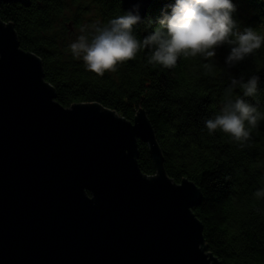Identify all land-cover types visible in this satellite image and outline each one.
<instances>
[{
    "label": "water",
    "instance_id": "obj_1",
    "mask_svg": "<svg viewBox=\"0 0 264 264\" xmlns=\"http://www.w3.org/2000/svg\"><path fill=\"white\" fill-rule=\"evenodd\" d=\"M136 2L120 0L124 12ZM162 160L143 110L130 123L98 103H57L41 59L0 20V264H222L192 212L200 189L175 184Z\"/></svg>",
    "mask_w": 264,
    "mask_h": 264
},
{
    "label": "trees",
    "instance_id": "obj_2",
    "mask_svg": "<svg viewBox=\"0 0 264 264\" xmlns=\"http://www.w3.org/2000/svg\"><path fill=\"white\" fill-rule=\"evenodd\" d=\"M95 1L104 24L124 14L120 0ZM233 2L240 29L252 27L264 35V0ZM171 3L174 0H153L143 22L134 27L138 40L155 30L161 10ZM64 9L65 0H30L28 7L0 4V20L13 25L22 50L41 59L44 80L62 107L98 103L130 123L143 110L168 178L175 184L187 179L200 189L201 204L192 212L202 223L208 251L222 264H264V201L253 197L264 187V121L243 146L220 132L209 136L204 129V120L219 111L232 77H259L257 96L247 99L264 111V46L231 69L224 64L227 46L218 48L210 61L181 58L171 69L149 65L151 53L145 48L100 77L78 66L62 45L69 31L59 23ZM82 12L78 10L72 28L81 27ZM209 62L215 65L211 72L202 66ZM235 95L242 93L237 89ZM137 151L140 173L155 176L156 164L147 145L139 141Z\"/></svg>",
    "mask_w": 264,
    "mask_h": 264
},
{
    "label": "clouds",
    "instance_id": "obj_3",
    "mask_svg": "<svg viewBox=\"0 0 264 264\" xmlns=\"http://www.w3.org/2000/svg\"><path fill=\"white\" fill-rule=\"evenodd\" d=\"M141 0L106 24L94 23L80 29V35L68 45L72 57L82 61L86 71L102 77L115 72L118 66L149 49V65L174 68L181 58H201L210 61L217 49L227 46L224 64L235 68L264 46V35L252 27L240 29L234 19L237 11L233 0H174L161 10L155 30L140 41L134 27L141 21ZM211 72L214 63H204ZM239 89L242 95L236 96ZM259 77H232L224 90L219 111L204 120L209 136L220 132L238 145H245L252 130L264 121V111L247 98L259 92ZM254 199L264 201V187L253 193Z\"/></svg>",
    "mask_w": 264,
    "mask_h": 264
},
{
    "label": "rangeland",
    "instance_id": "obj_4",
    "mask_svg": "<svg viewBox=\"0 0 264 264\" xmlns=\"http://www.w3.org/2000/svg\"><path fill=\"white\" fill-rule=\"evenodd\" d=\"M100 5L95 0H78L75 2L73 0H65V9L62 13V18L59 23H64V26L69 30L68 33L63 38V44L65 49L68 51V45L73 42L78 35H80V29L87 25L94 23L104 24L102 17L99 14ZM245 7V6H244ZM243 7V8H244ZM79 9H82V13H78V18L82 21L80 28H72L73 19L76 16ZM64 20L69 22H64ZM57 23V30L60 29V24ZM61 45V46H62ZM75 60L78 66L84 67L83 62Z\"/></svg>",
    "mask_w": 264,
    "mask_h": 264
}]
</instances>
